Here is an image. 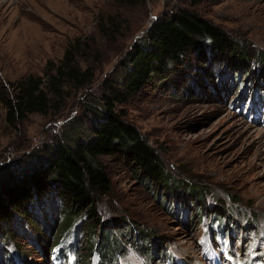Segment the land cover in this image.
Masks as SVG:
<instances>
[{
    "label": "rangeland",
    "instance_id": "1",
    "mask_svg": "<svg viewBox=\"0 0 264 264\" xmlns=\"http://www.w3.org/2000/svg\"><path fill=\"white\" fill-rule=\"evenodd\" d=\"M181 5L224 30L239 46L247 43L241 54L255 57V52H264V0H202L197 4L189 0H0V167L8 164L18 171L37 164L54 136H61L66 122L83 110L80 104L86 87L77 88L62 78L57 106L9 122L6 101L17 100L21 79L40 77L41 86L50 87L51 74L64 64L69 50L81 68H92L88 88L99 95L105 79L121 71L133 41L155 18ZM196 56L192 51L190 64L181 66L176 81L143 88L123 109L126 119L158 150L173 178L192 179L211 188L205 196L206 207L205 200H196L174 208L170 185L145 184L144 177L119 156H102L112 187L98 206L102 227H112L115 216L125 217L134 235L132 244L124 241L121 264H209L212 254L206 223L197 221L195 211L220 203L230 211L232 223L224 224L231 227L227 238L212 240L216 263L221 264L223 256L227 264H249L242 248L250 245L249 257L259 251L253 259H260V254L264 258V250L251 240L264 228V78L261 83L243 74L241 89L237 79L221 77L223 70L213 60L206 63ZM48 95L54 98L50 91ZM230 195L240 202L231 201ZM54 202L56 213L62 202ZM49 207L44 212L42 206H29L28 214L21 216L22 224H6L8 237L2 232L0 242L13 255L11 264H76L70 253L66 257L51 253L62 233L56 221L44 226L43 215L49 218L54 213ZM247 217L251 225L244 233L241 227ZM79 223L72 250L84 252L88 234L81 228L84 221ZM34 232L40 235V248L33 243ZM69 233L70 229L63 233L64 238ZM139 249H152V258L145 254L151 263ZM164 254L174 256L173 262H159V255ZM240 255L246 263L233 262ZM96 260L95 254L91 264Z\"/></svg>",
    "mask_w": 264,
    "mask_h": 264
},
{
    "label": "trees",
    "instance_id": "2",
    "mask_svg": "<svg viewBox=\"0 0 264 264\" xmlns=\"http://www.w3.org/2000/svg\"><path fill=\"white\" fill-rule=\"evenodd\" d=\"M201 1L189 0L190 4ZM239 43L197 12L181 5L155 18L145 33L133 41L121 62V71L105 79L99 95L88 88L94 74L92 68H81L69 50L66 51L67 60L57 68L56 73L51 74L50 87L44 89L40 77L21 79L18 83L21 94L17 100L6 101L9 122L22 119L31 112H46L56 105L61 95L62 78L69 79L77 88L86 87L87 90L80 104L82 112L66 122L61 136H54L52 144L42 152V160L18 171L8 164L0 167V235L4 232V236L8 237L6 224L14 221L22 224L21 216L28 214L26 209L29 206H42L44 212L46 206H50L54 213L49 218L43 215L44 226L56 221L62 233L54 248L62 251L65 243L74 239L75 242L80 229L76 224L84 221L85 225L81 228L88 237L84 252L77 248L73 250L76 264H90L94 253L98 254V264H117L118 255L126 251L123 250L124 241L132 244L134 235H130L132 227L125 217L115 216L111 220L112 227H102L104 223L98 206L103 197L112 192L102 161L104 155H117L129 163L135 172L144 177L145 184L170 185L174 208L177 204L188 206L186 204L196 200L202 203L211 188L192 179L173 178L158 150L126 119L123 105L147 86L176 81L181 66L190 64L192 51L197 54L196 58L206 63L213 60L216 68L223 70L221 77L229 81L237 79L238 88L244 87L243 74L251 76V81L257 77V81L262 83L264 52H255V57L250 53L243 55L242 46L249 45L239 46ZM200 69L204 70L203 67ZM230 74L234 77L230 78ZM178 82L181 83V79ZM49 91L54 98L48 95ZM14 164L16 167L19 162ZM229 198L240 202L233 195ZM57 199L62 202V208L55 213L54 201ZM203 205H206V200ZM204 206L195 211L197 221L201 223L206 216L209 224L216 225L223 233L226 230L224 224L232 222L228 208L221 203L213 209H204ZM186 211L184 207L183 213ZM248 221L247 217L245 226L251 225ZM69 229L68 237L64 238L63 233ZM38 234L34 232L33 243L37 245L40 240ZM140 251L148 255L153 253L152 249ZM12 259L7 244L0 242V264H11Z\"/></svg>",
    "mask_w": 264,
    "mask_h": 264
},
{
    "label": "bare ground",
    "instance_id": "3",
    "mask_svg": "<svg viewBox=\"0 0 264 264\" xmlns=\"http://www.w3.org/2000/svg\"><path fill=\"white\" fill-rule=\"evenodd\" d=\"M238 96H239V95H238ZM244 253H245V251H244ZM244 253H243V254H244ZM244 257H245L244 255H243V256H241V258H240V261H239V262H242V263L244 262V263H246V261H245V258H244ZM238 260H239V259H238ZM255 261H256V260H255V259H253V260H252V264H253V262H255ZM247 262H248V261H247ZM235 264H239V263H238V262H236Z\"/></svg>",
    "mask_w": 264,
    "mask_h": 264
}]
</instances>
